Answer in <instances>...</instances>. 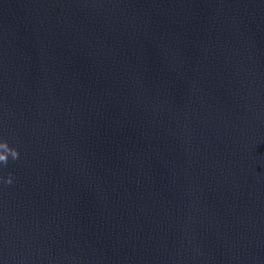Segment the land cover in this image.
<instances>
[{"label": "water", "instance_id": "1", "mask_svg": "<svg viewBox=\"0 0 264 264\" xmlns=\"http://www.w3.org/2000/svg\"><path fill=\"white\" fill-rule=\"evenodd\" d=\"M0 142V264H264V0H0Z\"/></svg>", "mask_w": 264, "mask_h": 264}, {"label": "clouds", "instance_id": "2", "mask_svg": "<svg viewBox=\"0 0 264 264\" xmlns=\"http://www.w3.org/2000/svg\"><path fill=\"white\" fill-rule=\"evenodd\" d=\"M0 143H3L8 147L6 142H0ZM9 155L12 157L13 160L18 158V152L14 148H9V152L7 154H0V163L6 164ZM5 182L11 183V177H9Z\"/></svg>", "mask_w": 264, "mask_h": 264}]
</instances>
